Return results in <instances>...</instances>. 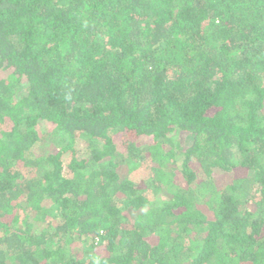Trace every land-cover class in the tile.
Masks as SVG:
<instances>
[{"label":"trees","instance_id":"obj_1","mask_svg":"<svg viewBox=\"0 0 264 264\" xmlns=\"http://www.w3.org/2000/svg\"><path fill=\"white\" fill-rule=\"evenodd\" d=\"M0 264H264V0H0Z\"/></svg>","mask_w":264,"mask_h":264},{"label":"rangeland","instance_id":"obj_2","mask_svg":"<svg viewBox=\"0 0 264 264\" xmlns=\"http://www.w3.org/2000/svg\"><path fill=\"white\" fill-rule=\"evenodd\" d=\"M46 147H47V144L44 146V148L46 149Z\"/></svg>","mask_w":264,"mask_h":264}]
</instances>
